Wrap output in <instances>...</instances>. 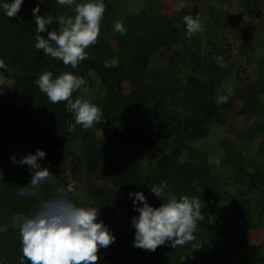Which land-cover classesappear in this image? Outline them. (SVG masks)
I'll return each mask as SVG.
<instances>
[{
    "label": "rangeland",
    "instance_id": "rangeland-1",
    "mask_svg": "<svg viewBox=\"0 0 264 264\" xmlns=\"http://www.w3.org/2000/svg\"><path fill=\"white\" fill-rule=\"evenodd\" d=\"M156 1L152 0V6L149 7L148 0H107L98 38L106 42V49L114 56L107 59L105 65H126L134 53L131 46H136L144 34L150 36L152 45L148 48H154L150 52L146 71L139 76L136 85V89L144 94V99L130 95L132 85L128 80L121 82V93L130 96L127 100H120L119 114L137 116L138 106L140 111L145 112L160 106L162 111L166 109L168 115L179 118L190 116L195 110V103L187 93V78L191 75L202 82L215 84V99L227 95L225 89L230 86L233 91L227 101H233L234 107L221 111V122L210 121L206 125V136L176 140L180 155L173 162L169 161L168 171L164 172L161 164L166 161L165 154H169L176 145L171 139H162L145 154H130L139 170L142 191L153 194L151 187L159 184L157 178L164 173L168 176L167 184L172 191H182L192 197H202L207 192L215 193V205L199 224L195 237L205 241L210 252H225L232 264H264V43L248 45L243 42L236 45L227 33L213 40L208 35V29L204 28L189 37L186 35L185 23L180 17L173 16L176 3L154 6ZM45 14L54 19L68 18L74 16L75 11L74 6L58 5ZM116 21L123 22L125 34L113 31ZM217 21L214 20L212 25L215 26ZM16 24H22V21L18 20ZM52 24L54 28L59 27L55 20ZM175 29L177 41L168 46L160 44L163 39L158 36L159 33ZM216 57L222 58L224 67L218 65ZM6 69L0 70V80L6 84L0 93V101L32 110V103L13 97L14 81L9 76L13 68L8 65ZM88 72L92 82L88 86H81L78 97L89 99L99 106L104 119L107 86L99 78L97 70L90 69ZM137 86H140V90ZM103 119L92 126L98 140L104 137ZM118 126H121L120 123ZM27 154L28 144L12 143L9 157L0 163V179L19 164L12 162V156L19 161ZM84 154L83 142L77 136L65 145L59 162L42 160L41 164L61 179L59 185H75L73 198L78 204L98 206L90 188L112 193L115 187L102 178L99 172H87ZM251 179L258 183L254 189L249 188ZM46 193L51 195V190L46 189ZM117 199L118 196L113 198L115 205ZM33 207L34 201L31 199V204L23 213L0 214V233L7 229L19 230V216L27 214ZM132 218L118 210L108 218L107 225L115 231L120 230ZM194 246L197 247L193 241L183 247H176L171 263L199 264L202 258L209 261L210 257L196 253ZM20 255L21 246L9 258L10 264H16ZM96 264L152 262L147 257L131 255L112 262L103 257L99 249Z\"/></svg>",
    "mask_w": 264,
    "mask_h": 264
},
{
    "label": "trees",
    "instance_id": "trees-1",
    "mask_svg": "<svg viewBox=\"0 0 264 264\" xmlns=\"http://www.w3.org/2000/svg\"><path fill=\"white\" fill-rule=\"evenodd\" d=\"M38 3L41 15L59 5L56 0H24L16 16L7 17L0 11V59H3L5 66L10 65L13 68L9 74L14 81L13 97L33 104L32 110H29L0 101V163L9 157V146L15 142L28 144L29 153H34L37 148L44 150L46 156L43 160L57 163L61 160L65 145L79 136L84 145V165L87 172L90 174L99 172L102 178L115 187L112 193L90 188L99 208L97 219L107 225L108 218L114 216L118 210L131 217L137 216L139 213L128 193L142 191L141 178L134 160L129 155L145 154L164 138L171 139L173 144H176V140L199 139L206 136V125L210 121L221 122L219 120L221 111L232 110L234 102L217 103V99L214 98L215 84L202 82L191 75L187 78V93L195 103V110L190 116L174 117L168 115L166 109L162 111L160 106H154L147 112L140 111L138 105L137 116H122L118 112L120 100H127L130 95L144 99V94L136 89V85L139 83V76L145 73L150 52L154 49L148 48L152 45L150 36L144 34L136 46H131L134 53L126 65L119 63L115 66L105 65V61L114 54L106 49L107 44L103 39L97 38L96 43L86 49L88 57L80 61L76 70H73L61 60L45 55L43 50L35 48L36 24L32 9ZM105 3L107 4V0ZM18 20L22 21V24L17 25ZM53 29V24L48 26L49 31ZM176 33V29L166 33L160 32L158 36L163 39L160 44L168 46L175 43ZM40 35L46 38L47 32ZM90 69L97 70L99 78L108 89L102 140L96 139L92 127L83 129L75 125L73 114L66 111V102L51 103L47 95L34 83L41 73L51 70L54 75L72 72L82 76L88 86L92 82L88 72ZM125 80L132 85V92L128 96L120 90L121 82ZM137 87L140 90V86ZM78 92L79 89L73 93V99L78 97ZM118 123L121 126H118ZM70 124L75 128L72 132L68 131ZM180 151L176 144L169 154H165L166 161L161 164L164 172L170 170L168 163L173 162L180 155ZM31 174L28 165L18 164L15 169L8 171L5 178L0 179V214L10 215L27 210L31 199L18 196L17 191L19 187L29 183ZM56 179L58 184L62 183L61 179L57 177ZM167 179L168 176L164 173L157 178L158 183L161 181L167 183ZM257 184L255 179H251L249 188L254 189ZM173 192L178 197L188 195L182 191ZM117 196L118 203L115 205L112 201ZM145 196L153 206L162 203L154 194ZM196 198L201 199V214L206 218L215 205L217 196L215 193L207 192L204 196ZM131 221L129 220L120 230L110 229L116 239L107 248H101L102 256L112 262L131 255L147 257L152 264H173L171 261L175 257L176 248H172L170 242L158 246L155 251L133 246L135 228ZM194 245L197 246L196 253L210 257L209 261L202 258L199 264H232L225 252H210L205 241L196 238ZM20 246L19 230L7 229L0 233V258L9 261Z\"/></svg>",
    "mask_w": 264,
    "mask_h": 264
},
{
    "label": "clouds",
    "instance_id": "clouds-1",
    "mask_svg": "<svg viewBox=\"0 0 264 264\" xmlns=\"http://www.w3.org/2000/svg\"><path fill=\"white\" fill-rule=\"evenodd\" d=\"M23 2L0 0V11L7 17L16 16ZM56 3L74 6L75 15L54 19L48 14H40L39 3L33 7L35 48L75 69L88 57L86 49L97 41L106 3L105 0H56ZM183 19L187 36L201 30L198 16L186 15ZM54 20L59 27L49 31L48 26ZM113 31L125 34L123 22L116 21ZM44 32H47L46 38L40 35ZM215 59L220 67L225 66L221 57ZM0 70H7L3 59H0ZM34 83L51 103L66 102V111L73 114L75 125L88 129L102 121L103 111L99 106L86 98L73 99V93L87 84L82 76L72 72L54 75L47 70ZM4 85L0 80V93ZM232 91L230 86L227 87V95L219 96L217 103L227 102ZM74 130V125L70 124L68 131ZM45 156L46 152L37 148L19 161L15 156L11 157L13 163L28 165L32 173L29 183L19 187L17 195L34 201V207L18 218L21 255L16 264H96L99 249L107 248L116 237L102 220L97 219L98 206H85L75 201L73 183L66 186L58 184L56 176L41 164ZM46 189L51 190V195L46 193ZM150 190L162 200L159 206L151 205L142 191L128 193L139 213L131 221L135 228L133 246L155 251L158 246L169 242L172 248L193 242L199 224L205 219L201 214V199L188 195L178 197L165 181L153 185ZM0 264L10 262L0 258Z\"/></svg>",
    "mask_w": 264,
    "mask_h": 264
},
{
    "label": "crops",
    "instance_id": "crops-1",
    "mask_svg": "<svg viewBox=\"0 0 264 264\" xmlns=\"http://www.w3.org/2000/svg\"><path fill=\"white\" fill-rule=\"evenodd\" d=\"M151 1L148 0L149 7ZM168 2L176 3L173 16L180 17L182 22L186 15L198 16L210 39L216 40L227 33L236 45L264 43V0H158L154 6ZM214 20H218L215 26Z\"/></svg>",
    "mask_w": 264,
    "mask_h": 264
}]
</instances>
